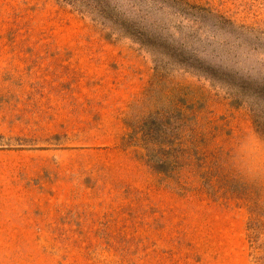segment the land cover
<instances>
[{
	"label": "rangeland",
	"instance_id": "1",
	"mask_svg": "<svg viewBox=\"0 0 264 264\" xmlns=\"http://www.w3.org/2000/svg\"><path fill=\"white\" fill-rule=\"evenodd\" d=\"M0 264H264V0H0Z\"/></svg>",
	"mask_w": 264,
	"mask_h": 264
}]
</instances>
